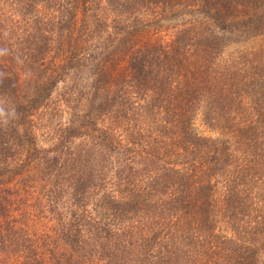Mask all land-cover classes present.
I'll list each match as a JSON object with an SVG mask.
<instances>
[{
  "label": "trees",
  "instance_id": "1",
  "mask_svg": "<svg viewBox=\"0 0 264 264\" xmlns=\"http://www.w3.org/2000/svg\"><path fill=\"white\" fill-rule=\"evenodd\" d=\"M0 264H264V0H0Z\"/></svg>",
  "mask_w": 264,
  "mask_h": 264
}]
</instances>
